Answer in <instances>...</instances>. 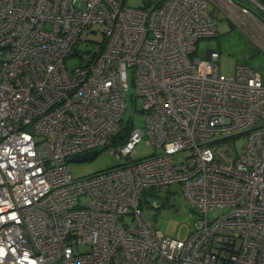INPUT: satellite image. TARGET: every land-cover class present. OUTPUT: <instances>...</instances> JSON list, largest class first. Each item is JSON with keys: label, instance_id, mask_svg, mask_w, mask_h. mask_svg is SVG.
<instances>
[{"label": "built area", "instance_id": "obj_1", "mask_svg": "<svg viewBox=\"0 0 264 264\" xmlns=\"http://www.w3.org/2000/svg\"><path fill=\"white\" fill-rule=\"evenodd\" d=\"M208 3L0 0V264H264V77L221 73L216 48L195 56L218 36ZM127 96L143 127L123 124ZM142 138L154 151L133 158ZM103 148L121 162L72 178L71 156ZM172 184L198 213L184 238L140 206Z\"/></svg>", "mask_w": 264, "mask_h": 264}, {"label": "rangeland", "instance_id": "obj_2", "mask_svg": "<svg viewBox=\"0 0 264 264\" xmlns=\"http://www.w3.org/2000/svg\"><path fill=\"white\" fill-rule=\"evenodd\" d=\"M236 1L249 7L255 13V18L227 14L214 1L209 0L207 9L213 13L218 36L199 39L194 54L197 57H204L207 48L217 47L220 52L218 65L221 73L234 75L235 66L239 63H246L261 72L264 77V27H262L264 26V9L251 0ZM143 4L144 0H125V5L131 7H139ZM215 9L217 10L214 14ZM90 39L100 40L101 36L93 35L90 36ZM78 46L81 50L87 48L84 43H80ZM79 62V56L71 54L65 59V66L68 71H71ZM126 104L123 124L132 122L135 127H143L142 114L134 112L136 107L138 110L140 109V101L137 100L135 103L134 99L127 96ZM222 140L220 139V141ZM229 141L232 143L235 153H238L245 141V133L239 134L237 137H230ZM153 151L154 147L146 143V138H142L135 147L133 158L147 156ZM183 153L180 152L176 155V162L183 158ZM120 162V159L116 158L109 148H103L91 160L69 161V169L72 178L79 179L109 169ZM146 197L156 198L161 203L158 207H154L146 201ZM80 200L82 204H86L89 202V197L82 195ZM140 206L156 228L164 234L176 238H184L190 234L198 217L197 211L187 202L179 190L178 184H172L168 190L152 188L145 191ZM222 212V209H215L211 215L217 216ZM126 221H129V217H126Z\"/></svg>", "mask_w": 264, "mask_h": 264}, {"label": "water", "instance_id": "obj_3", "mask_svg": "<svg viewBox=\"0 0 264 264\" xmlns=\"http://www.w3.org/2000/svg\"><path fill=\"white\" fill-rule=\"evenodd\" d=\"M96 154H97V151L92 150V151L86 152L81 155H73L68 159V161L91 160L92 158H94ZM146 201L154 207H158L161 203L160 200L153 198V197H146Z\"/></svg>", "mask_w": 264, "mask_h": 264}, {"label": "trees", "instance_id": "obj_4", "mask_svg": "<svg viewBox=\"0 0 264 264\" xmlns=\"http://www.w3.org/2000/svg\"><path fill=\"white\" fill-rule=\"evenodd\" d=\"M123 137H124V136L119 135V136L117 137V140H120V141H121V140H123Z\"/></svg>", "mask_w": 264, "mask_h": 264}, {"label": "crops", "instance_id": "obj_5", "mask_svg": "<svg viewBox=\"0 0 264 264\" xmlns=\"http://www.w3.org/2000/svg\"><path fill=\"white\" fill-rule=\"evenodd\" d=\"M216 49H218L217 47H215Z\"/></svg>", "mask_w": 264, "mask_h": 264}]
</instances>
